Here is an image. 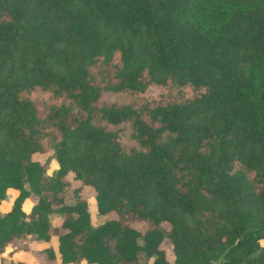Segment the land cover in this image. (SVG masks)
<instances>
[{
  "label": "trees",
  "instance_id": "trees-1",
  "mask_svg": "<svg viewBox=\"0 0 264 264\" xmlns=\"http://www.w3.org/2000/svg\"><path fill=\"white\" fill-rule=\"evenodd\" d=\"M9 193L0 253L29 237L60 264H264V0H0Z\"/></svg>",
  "mask_w": 264,
  "mask_h": 264
},
{
  "label": "rangeland",
  "instance_id": "rangeland-1",
  "mask_svg": "<svg viewBox=\"0 0 264 264\" xmlns=\"http://www.w3.org/2000/svg\"><path fill=\"white\" fill-rule=\"evenodd\" d=\"M250 73L253 77H255L257 74L256 72H254L253 70L250 69ZM52 149L49 147L47 142H44V148L41 152H37L33 154V159L35 160H39L40 162L44 163L47 165L48 169H47V174L49 176H53L55 169L57 168V166L55 165V163L52 160ZM66 181L68 182V186L66 187V190L64 192V198L66 201L70 202L73 201L75 199V194L73 193V190L77 189L78 194L80 197H82L83 199H85L88 203V209L90 212V218H91V223L93 225H97L102 221L101 216H99L96 212V208H95V201L93 199L92 196V190L91 188L81 185V183L77 180H75L73 178L72 174H68L66 176ZM14 194L9 193L5 199V201L3 203H1L0 206V212H5L6 209L8 208L9 203L11 202L12 198H13ZM33 200L27 199L24 204H23V208L25 210L29 209V206L32 204ZM108 218H114L115 214L110 213L107 215ZM62 220V216L61 214L54 212L50 214V222L53 228H56V230H58V232L61 230L60 229V223ZM134 224V223H133ZM135 225V224H134ZM28 247L27 249H23L21 247H19L18 245L16 247H18L19 249H15L14 251H12V253L10 252V249H7L6 251L0 253V260L3 259H7V260H11V259H16L19 261H23L26 264H60L59 261H55V260H49L46 256V254L44 252L39 251V247L38 245H36L37 243L31 241V239L28 237ZM55 238L54 236L51 239V242H53L52 244H54ZM161 248H163L166 252L167 257L171 260L172 259V252H171V245L169 244V242L165 241L164 243L161 244ZM216 264V263H215Z\"/></svg>",
  "mask_w": 264,
  "mask_h": 264
},
{
  "label": "crops",
  "instance_id": "crops-1",
  "mask_svg": "<svg viewBox=\"0 0 264 264\" xmlns=\"http://www.w3.org/2000/svg\"><path fill=\"white\" fill-rule=\"evenodd\" d=\"M55 241V240H54ZM53 243V242H52ZM55 243V242H54ZM36 245H38V247L40 248L43 244L41 243H37Z\"/></svg>",
  "mask_w": 264,
  "mask_h": 264
}]
</instances>
